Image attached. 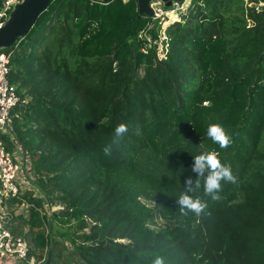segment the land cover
I'll return each mask as SVG.
<instances>
[{"label":"trees","instance_id":"16d2710c","mask_svg":"<svg viewBox=\"0 0 264 264\" xmlns=\"http://www.w3.org/2000/svg\"><path fill=\"white\" fill-rule=\"evenodd\" d=\"M249 4L264 0H191L161 33L136 0H51L8 49L9 81L27 103L1 139L21 148L39 192L23 194L32 208L17 215L29 259L264 264V6ZM121 123L128 131L106 156ZM209 151L236 182H221L219 201L201 188L205 213L181 216L193 156Z\"/></svg>","mask_w":264,"mask_h":264},{"label":"built area","instance_id":"2783aa9c","mask_svg":"<svg viewBox=\"0 0 264 264\" xmlns=\"http://www.w3.org/2000/svg\"><path fill=\"white\" fill-rule=\"evenodd\" d=\"M0 29L6 24L10 18V14L23 0H0ZM191 0H181L180 2L173 0L170 7L159 0L150 3L153 11L152 22L155 24L163 19H167L171 14L177 17L179 21L180 15L188 8ZM263 4H249L250 8L260 11ZM169 21V20H168ZM172 23V22H171ZM144 34H139V38L143 39ZM146 47L152 48V42L148 37ZM145 39V40H146ZM13 51H0V264H7L8 260H15L16 264H40L34 259H29V244L26 239L14 235L7 227L8 212L5 210V203L13 201L15 211L20 210L27 212L32 208L22 196L26 192H33V185L19 177L22 168V161L19 160L21 148L17 145L16 152L9 151L1 136H11L13 129V121L16 116V108H23L27 102L21 100L16 86L9 81L12 72L11 58ZM35 195V194H34ZM20 213V214H22Z\"/></svg>","mask_w":264,"mask_h":264},{"label":"clouds","instance_id":"9594fccd","mask_svg":"<svg viewBox=\"0 0 264 264\" xmlns=\"http://www.w3.org/2000/svg\"><path fill=\"white\" fill-rule=\"evenodd\" d=\"M126 124H119L115 127L111 143L107 144L104 149V155L111 156L113 146H119L122 138L127 133ZM207 136L210 140L219 145L221 149L230 146L232 140L230 135L219 124H210L207 128ZM191 171L195 174L186 178L181 194L175 200L181 216H188L189 213L195 216H201L207 209V203L193 194L203 189L204 195L209 196L212 201L221 199L222 181L235 183L236 177L232 174L228 165L222 164L215 151L203 152L193 156ZM153 264H164L163 257L157 256Z\"/></svg>","mask_w":264,"mask_h":264},{"label":"water","instance_id":"95a60500","mask_svg":"<svg viewBox=\"0 0 264 264\" xmlns=\"http://www.w3.org/2000/svg\"><path fill=\"white\" fill-rule=\"evenodd\" d=\"M51 0H23L19 5H16L8 22L0 29V48H11L15 42L23 38L31 27L36 22L37 18L43 13ZM109 2L111 0H101ZM138 12L140 15H145L148 18L153 17V11L150 8V3L154 0H136ZM166 7L171 6L173 0H159ZM180 2L181 0H176Z\"/></svg>","mask_w":264,"mask_h":264},{"label":"rangeland","instance_id":"374dc122","mask_svg":"<svg viewBox=\"0 0 264 264\" xmlns=\"http://www.w3.org/2000/svg\"><path fill=\"white\" fill-rule=\"evenodd\" d=\"M167 20V19H166ZM168 22L170 23V24H173L174 22H177V17H175L174 18V16H172L171 14L169 15V17H168ZM8 22V21H7ZM172 22V23H171ZM5 26V25H4ZM168 26H166V25H164L163 24V22H161V21H159V22H157V23H155V24H152L151 25V28H153V29H155V30H157L158 32H163L166 28H167ZM16 113V112H15ZM16 149H17V147L16 146H14L13 148H12V150L14 151V152H16ZM17 154H19V160L20 161H22V168H21V166H20V170H21V175L22 176H24V178H22V179H24L25 181H27V182H30L26 177L30 174V163H29V161L25 158V157H23L22 156V154H21V152L20 153H18L17 152ZM32 174V173H31ZM31 183V182H30ZM33 194H35L36 196L39 194V192H38V190H37V188L35 187V185L33 184V192H32ZM61 210V207H60V205H54V206H52L51 208L50 207H45V212L47 213V214H53V213H56V212H59ZM17 213H22V211H20V210H17ZM158 223H160V222H158ZM65 230L66 229H64V228H58V227H55V231H57V232H61V233H64L65 232Z\"/></svg>","mask_w":264,"mask_h":264},{"label":"crops","instance_id":"0c3cea01","mask_svg":"<svg viewBox=\"0 0 264 264\" xmlns=\"http://www.w3.org/2000/svg\"><path fill=\"white\" fill-rule=\"evenodd\" d=\"M10 48H0V51H9ZM5 210L8 212L7 224L6 227L16 236L23 237L28 235L29 227L28 225L21 220L13 207V201H7L5 203ZM25 239V238H24ZM10 260H8L9 262ZM12 261V260H11Z\"/></svg>","mask_w":264,"mask_h":264}]
</instances>
